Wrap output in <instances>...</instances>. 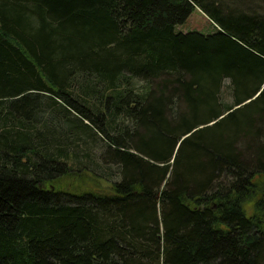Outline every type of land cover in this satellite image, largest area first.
<instances>
[{
  "label": "trees",
  "instance_id": "obj_1",
  "mask_svg": "<svg viewBox=\"0 0 264 264\" xmlns=\"http://www.w3.org/2000/svg\"><path fill=\"white\" fill-rule=\"evenodd\" d=\"M263 177L264 0H0V264H264Z\"/></svg>",
  "mask_w": 264,
  "mask_h": 264
},
{
  "label": "rangeland",
  "instance_id": "obj_2",
  "mask_svg": "<svg viewBox=\"0 0 264 264\" xmlns=\"http://www.w3.org/2000/svg\"><path fill=\"white\" fill-rule=\"evenodd\" d=\"M216 29L217 27L215 26V24L200 9H196L184 23L178 24L176 26V30L181 32L198 31L202 33H211L214 32ZM228 99H230V97H228ZM101 148L102 147L100 143H98L95 147H93L94 155L96 156L95 158L98 161H102ZM78 167L79 166H76V168ZM82 170L83 171H81V173H84V175L74 170L71 175L65 177L66 181L64 182L67 185L72 184L80 188H87L94 186L97 190H103V186H106V184L103 183L102 177L98 176L95 173H92L87 168ZM261 180L262 183L264 184V177ZM251 209H252V204L249 205V210L251 211Z\"/></svg>",
  "mask_w": 264,
  "mask_h": 264
}]
</instances>
